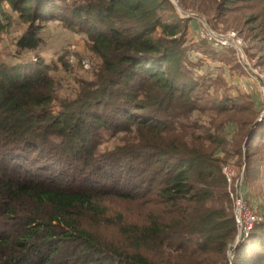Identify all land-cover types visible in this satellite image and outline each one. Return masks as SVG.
Returning <instances> with one entry per match:
<instances>
[{"label": "trees", "instance_id": "trees-1", "mask_svg": "<svg viewBox=\"0 0 264 264\" xmlns=\"http://www.w3.org/2000/svg\"><path fill=\"white\" fill-rule=\"evenodd\" d=\"M262 3L222 0L219 11ZM6 7L28 25L17 56L37 52L59 20L87 35L101 64L55 110L56 63H0V264H230L238 230L224 160L184 123L200 109L183 70L192 21L171 0H0V40L13 24ZM255 11L247 23L264 40ZM213 103L250 126L247 149L263 134L243 99ZM104 133L130 141L98 155ZM111 196L140 203L143 220L107 216L100 200ZM234 250L232 264H264V220Z\"/></svg>", "mask_w": 264, "mask_h": 264}, {"label": "rangeland", "instance_id": "rangeland-1", "mask_svg": "<svg viewBox=\"0 0 264 264\" xmlns=\"http://www.w3.org/2000/svg\"><path fill=\"white\" fill-rule=\"evenodd\" d=\"M171 2L180 19L192 21L185 37L183 70L198 84L193 96L197 99L200 109L195 111L188 121H184L189 126L187 131L195 138L200 137V142L206 147L210 146L214 156L224 160L223 167L232 165L237 176L244 171L245 196L259 220H264V132L247 149L245 141L250 126H242L239 122L241 115L233 116L234 111L217 113L216 108H212L215 105L214 100L231 98L238 102L243 99L250 106V114L255 116L257 122L259 120L261 95L257 75L253 70L264 77V40L255 37L260 31L255 30L257 24L247 22L255 10L264 11V3L255 5L258 6L257 9L246 7L220 15L219 6L222 0ZM6 10L12 16L13 24L0 40V63L12 66L27 65L38 58H43L48 64L56 63L50 72L57 84L55 110L59 109L62 101L75 100L80 92L81 82L94 80L101 64L100 58L90 50L87 35L66 28L59 20H52L45 23L41 32L44 40L42 47L37 52L17 56L16 43L26 32L28 25L22 23L17 13L9 7H6ZM209 34L235 36L234 39L241 45L250 65L244 66V63L239 62L238 55L242 56L241 52L238 54L234 50L223 49L212 43ZM61 56L70 64V70L66 71L59 62ZM260 124L264 125L262 122ZM129 136L125 133L116 136L104 133L97 154L102 155L125 145L130 141ZM210 136L212 141L207 140ZM217 138L225 140V144L217 147L219 141L213 143ZM100 203L107 216L114 219L121 214L127 222H141L145 215V208L140 203L113 196L100 200ZM114 231L115 228L102 229L101 233L110 235ZM236 242L237 238L226 253L230 264Z\"/></svg>", "mask_w": 264, "mask_h": 264}, {"label": "built area", "instance_id": "built-area-1", "mask_svg": "<svg viewBox=\"0 0 264 264\" xmlns=\"http://www.w3.org/2000/svg\"><path fill=\"white\" fill-rule=\"evenodd\" d=\"M234 37L235 36L225 37L223 35L209 34V40L212 41V43L223 49L234 50L238 54L241 52L242 56L238 55L239 62L244 63V66L250 65L243 54L241 45L234 39ZM253 73L257 75L256 80L261 95L259 122L264 124V77L257 74L255 70H253ZM223 174L226 178L228 193L234 206L235 224L238 230L237 244L241 238L248 236L254 229L255 224L259 221V217L253 211L252 206L245 196L244 171L241 175L237 176L235 168L228 164L223 167ZM236 244L233 246L234 248L236 247Z\"/></svg>", "mask_w": 264, "mask_h": 264}, {"label": "water", "instance_id": "water-1", "mask_svg": "<svg viewBox=\"0 0 264 264\" xmlns=\"http://www.w3.org/2000/svg\"><path fill=\"white\" fill-rule=\"evenodd\" d=\"M258 122H259V120H258Z\"/></svg>", "mask_w": 264, "mask_h": 264}]
</instances>
